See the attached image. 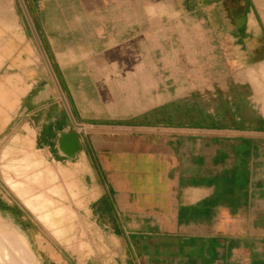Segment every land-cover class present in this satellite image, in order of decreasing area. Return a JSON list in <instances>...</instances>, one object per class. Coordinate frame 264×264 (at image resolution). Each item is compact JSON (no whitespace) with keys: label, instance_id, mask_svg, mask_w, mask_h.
Instances as JSON below:
<instances>
[{"label":"crops","instance_id":"1","mask_svg":"<svg viewBox=\"0 0 264 264\" xmlns=\"http://www.w3.org/2000/svg\"><path fill=\"white\" fill-rule=\"evenodd\" d=\"M238 1L229 73L161 75L188 0H0V218L39 264H264V22Z\"/></svg>","mask_w":264,"mask_h":264},{"label":"rangeland","instance_id":"2","mask_svg":"<svg viewBox=\"0 0 264 264\" xmlns=\"http://www.w3.org/2000/svg\"><path fill=\"white\" fill-rule=\"evenodd\" d=\"M208 1L209 0H205L206 4H204V1L202 0H188L186 4V6L190 9V13L186 17H183L180 22L183 26H185V32H187L185 36L189 37V40H184L183 43L178 37H176V35H174V37H176V40L174 41L172 47L170 43L166 42V40H162L159 42L158 50L156 51L159 74L167 75L173 72L179 75L182 73L215 75L230 72L228 59L230 56L231 45L224 40L221 43L219 42V40H213L214 35L212 33V30L214 25L219 24L217 18L219 17L220 11L227 13L230 12L228 15L232 16V11L238 12L240 10H244L246 7V3L244 1L239 2L238 0H222L221 3H217L216 5H214L208 3ZM252 1L254 10L257 11L258 15L264 22V0ZM177 5L178 4L175 3V6ZM197 5H199V7H197ZM178 22L179 19H174L173 25H179ZM225 24L228 23H223L222 25ZM197 27H200V29L197 30ZM201 27L205 28L201 29ZM162 37L164 38L165 35H162ZM220 48L221 54L219 53ZM146 50H143L144 53H147L145 56H147L150 52V49L148 47ZM133 52V50H127V55L131 54L132 56ZM151 52L155 53V51L153 50H151ZM198 84L202 85L205 84V82H199L196 85ZM163 100L165 101L166 99ZM0 221V231H5L6 233H9L10 237L16 238L19 233L16 232V230L12 226L4 222L1 218ZM23 238L30 253L34 256V261L36 262L35 264H39V260L34 254L33 250L30 248L27 240L25 239V237ZM48 239V243L52 244L53 237H48ZM1 252L10 254V244H8L6 250H3L1 248L0 254Z\"/></svg>","mask_w":264,"mask_h":264},{"label":"bare ground","instance_id":"3","mask_svg":"<svg viewBox=\"0 0 264 264\" xmlns=\"http://www.w3.org/2000/svg\"><path fill=\"white\" fill-rule=\"evenodd\" d=\"M23 186L24 185L20 184L19 186H16L14 189H17V190H19L21 192V190L23 189ZM15 193H16V190H15ZM44 196L41 195V196H37V197L34 198V205L36 206L37 209H39L40 207H42L44 205V202H45ZM19 197H21V196H19ZM23 198H24V196H23ZM28 202H31V201H28ZM11 230H13V229H11ZM0 232H1L0 233V250H1V248L3 250H6L8 244H10V246H11L10 254L1 252V254H0V264H35L36 263L34 261V256L30 253L24 238L22 236H20V234H18L16 236V238H12V237H10L9 233H6L5 231L4 232L0 231ZM8 251H9V249H8Z\"/></svg>","mask_w":264,"mask_h":264},{"label":"water","instance_id":"4","mask_svg":"<svg viewBox=\"0 0 264 264\" xmlns=\"http://www.w3.org/2000/svg\"><path fill=\"white\" fill-rule=\"evenodd\" d=\"M57 150L67 159L73 160L80 152L81 145L76 134H68L67 131L57 133ZM68 139V140H67Z\"/></svg>","mask_w":264,"mask_h":264},{"label":"trees","instance_id":"5","mask_svg":"<svg viewBox=\"0 0 264 264\" xmlns=\"http://www.w3.org/2000/svg\"><path fill=\"white\" fill-rule=\"evenodd\" d=\"M190 9H188V11H189Z\"/></svg>","mask_w":264,"mask_h":264}]
</instances>
